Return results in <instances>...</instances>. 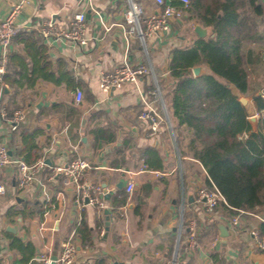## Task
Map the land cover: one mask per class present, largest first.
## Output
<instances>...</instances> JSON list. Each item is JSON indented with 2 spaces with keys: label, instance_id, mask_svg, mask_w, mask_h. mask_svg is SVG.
<instances>
[{
  "label": "crops",
  "instance_id": "crops-1",
  "mask_svg": "<svg viewBox=\"0 0 264 264\" xmlns=\"http://www.w3.org/2000/svg\"><path fill=\"white\" fill-rule=\"evenodd\" d=\"M20 1L0 0V21ZM129 1L27 0L16 16L21 28L10 48L0 104L10 112L21 109L23 116L16 130L0 118V144L18 159L38 156L57 166L80 156L91 168L76 182L63 174L50 178L43 170L24 189L18 188L16 167L0 171L6 187L0 194V264H51L42 256L59 259L66 241L77 246L73 264H264V250L251 233L262 231L264 214L231 213L224 203L211 213L203 210L196 191L212 188L207 169L177 143L176 120L163 96L174 83L165 86L172 77V50L214 38L213 26L186 7L182 17L171 19L167 32L142 40L128 32ZM135 1L143 5L145 17L156 8L152 0ZM79 12L86 17L87 44L39 32L42 20L54 18L65 28ZM240 12L242 19L252 15ZM245 23L241 55L248 91L240 97L247 99L257 131L262 116L255 98L264 97V15H252ZM197 25L205 28L204 36L195 31ZM126 58L147 64L152 73L137 84L102 90L100 71ZM195 66L202 74L212 73L205 63ZM157 86L162 99L153 93ZM77 89L83 93L80 101ZM143 96L162 116L157 133L140 117ZM131 181L135 188L128 192ZM80 184L101 186L95 193L100 203L79 206ZM105 210L112 219L108 230ZM181 216L197 222L198 245L189 253L178 242Z\"/></svg>",
  "mask_w": 264,
  "mask_h": 264
},
{
  "label": "trees",
  "instance_id": "trees-1",
  "mask_svg": "<svg viewBox=\"0 0 264 264\" xmlns=\"http://www.w3.org/2000/svg\"><path fill=\"white\" fill-rule=\"evenodd\" d=\"M172 5L181 8L183 3L173 0ZM187 9L212 25L216 35L172 50L168 69L174 83L163 96L176 120L177 143L202 162L209 186L221 192L231 213L264 214V117L254 131L249 106L239 100L248 91L241 55L242 41L248 35L243 31L245 20L264 15V4L260 0H190ZM246 9L252 15L242 19L240 10ZM201 63L212 73L195 76L191 68ZM255 102L259 110L264 109V97L258 95ZM36 158L25 155L24 161L33 163Z\"/></svg>",
  "mask_w": 264,
  "mask_h": 264
},
{
  "label": "built area",
  "instance_id": "built-area-1",
  "mask_svg": "<svg viewBox=\"0 0 264 264\" xmlns=\"http://www.w3.org/2000/svg\"><path fill=\"white\" fill-rule=\"evenodd\" d=\"M90 4L93 0H88ZM156 8L153 12L149 13L145 17V11L142 4L135 0H130L128 8L124 14L126 23L129 25V33L139 34L142 40L145 37L155 34H161L167 32L170 29V22L173 17H182L183 10L186 8L190 0H180L183 3L181 8H178L166 0H152ZM27 0L16 2L11 11L0 21V90L5 85V73L7 72V66L10 61V48L15 39V36L21 26L16 19L17 14L22 10ZM86 17L83 12L76 13L68 27L61 28L58 26L56 20L44 19L39 25V32L46 38L64 37L67 40L77 42L79 44L88 43V35H86ZM100 87L102 90L108 92L112 87H118L123 83L133 82L138 83L141 78L152 73V70L146 64L134 65L129 61V58L123 60V62L110 71H100ZM153 92L162 99V91L159 86L156 87ZM77 91V101L82 99L83 93L79 89ZM159 94V95H158ZM144 103V109L140 113V117L143 120L149 122L151 132L157 133L160 129V123L162 116L152 104L146 100V97H142ZM166 114H168L166 108ZM258 115L264 117V109ZM23 116L21 109L10 112L4 105L0 104V118L6 120L12 129H17V126ZM170 121V120H169ZM170 123V122H169ZM171 125V123H170ZM12 165L17 168V184L19 189H24L30 185L35 179L36 175L43 170L49 171L50 178H54L57 174H63L67 179L73 181H79L84 172L91 168V164L83 158L76 157L74 160L57 166L47 165L43 157H39L33 163H27L23 159H18L12 156L10 149L5 145L0 144V171L6 167ZM135 188V182L131 181L127 185V191L132 192ZM6 187L0 181V194H3ZM81 190L76 196V203L80 206L86 203L85 198H88L90 203H100L96 191L101 190V186L91 184H80ZM197 201L202 205L205 212H213L221 203H225L226 199L222 196L221 192L216 188H209L207 186H200L196 191ZM89 204V203H86ZM242 213L244 211H241ZM180 230H179V244L183 247L184 252L189 253L198 245L197 235V222L194 218H186L181 216ZM264 223V218H262ZM255 238L256 244L259 249L264 250V234L258 230H252L251 232ZM77 252V246L73 241H66L63 244V249L60 254V258L57 260V264H73L75 260V254ZM44 260L51 263L50 257L42 256Z\"/></svg>",
  "mask_w": 264,
  "mask_h": 264
},
{
  "label": "water",
  "instance_id": "water-1",
  "mask_svg": "<svg viewBox=\"0 0 264 264\" xmlns=\"http://www.w3.org/2000/svg\"><path fill=\"white\" fill-rule=\"evenodd\" d=\"M195 31L198 32L200 36H204L207 33L206 30H205V28H203L201 25H197L195 27ZM192 69H193V72H194L195 76H201L202 73H203V71H202L203 69H202L201 66H194ZM168 76H169L168 81L165 84L166 87L170 86L173 83V78L170 75H168ZM239 100L241 101L242 104H245L246 105L247 99L244 96H241L239 98ZM255 120H256V117L255 116L250 117V122L252 124H255V122H254ZM123 185H124V182L123 181H121V182L118 183V186L119 187H122ZM85 201H86V203H90V201H89L88 198H85ZM105 213L107 214V216H106V219H107L106 224H107V230H108L110 228L112 219L109 216V210H105ZM221 228H223V227L221 226ZM222 230L225 231L224 229H222ZM57 260H58L57 257H53L51 264H57Z\"/></svg>",
  "mask_w": 264,
  "mask_h": 264
}]
</instances>
